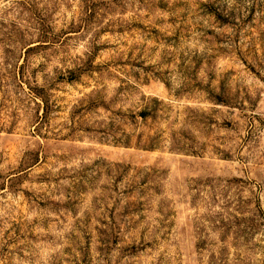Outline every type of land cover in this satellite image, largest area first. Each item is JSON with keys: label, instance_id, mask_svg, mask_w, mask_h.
I'll use <instances>...</instances> for the list:
<instances>
[{"label": "rangeland", "instance_id": "obj_1", "mask_svg": "<svg viewBox=\"0 0 264 264\" xmlns=\"http://www.w3.org/2000/svg\"><path fill=\"white\" fill-rule=\"evenodd\" d=\"M0 264H264V0H0Z\"/></svg>", "mask_w": 264, "mask_h": 264}]
</instances>
